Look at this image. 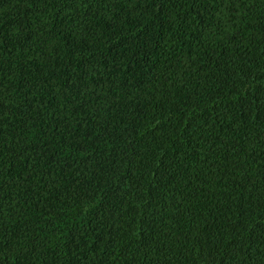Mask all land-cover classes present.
Instances as JSON below:
<instances>
[{"label":"trees","instance_id":"trees-1","mask_svg":"<svg viewBox=\"0 0 264 264\" xmlns=\"http://www.w3.org/2000/svg\"><path fill=\"white\" fill-rule=\"evenodd\" d=\"M0 264H264V0H0Z\"/></svg>","mask_w":264,"mask_h":264}]
</instances>
